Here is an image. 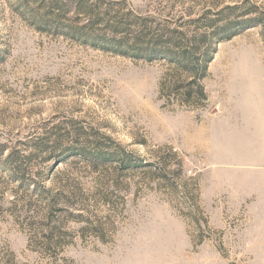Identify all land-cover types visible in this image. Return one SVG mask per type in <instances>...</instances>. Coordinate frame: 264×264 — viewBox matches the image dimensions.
Instances as JSON below:
<instances>
[{
  "label": "rangeland",
  "instance_id": "1",
  "mask_svg": "<svg viewBox=\"0 0 264 264\" xmlns=\"http://www.w3.org/2000/svg\"><path fill=\"white\" fill-rule=\"evenodd\" d=\"M56 1L0 0V264H264V0H88L186 35L236 7L190 105Z\"/></svg>",
  "mask_w": 264,
  "mask_h": 264
},
{
  "label": "trees",
  "instance_id": "2",
  "mask_svg": "<svg viewBox=\"0 0 264 264\" xmlns=\"http://www.w3.org/2000/svg\"><path fill=\"white\" fill-rule=\"evenodd\" d=\"M235 9L225 7L217 12L214 19L204 17L190 21L194 25L190 35L175 29H161L153 20L136 14L112 13L109 8L101 9L98 4L88 0L53 2L49 5V11L40 13L36 19L70 37L92 40L94 44L98 43L122 56L147 61L167 60L179 77L185 79L183 83L172 79L177 84L168 88L178 95L181 102L190 105L206 100L200 83L206 76L214 41L234 36L232 26L218 27L216 23L227 20ZM71 13L75 21H81V24L68 20ZM17 158L18 155L12 152L5 163L16 162ZM127 158L124 155L117 161L127 167L131 163ZM12 169L14 172L20 170L16 165ZM36 190L45 196L44 199L50 196V191L43 187H36Z\"/></svg>",
  "mask_w": 264,
  "mask_h": 264
}]
</instances>
